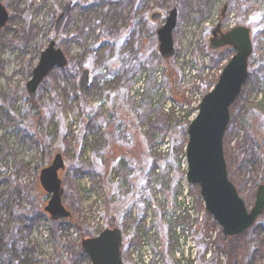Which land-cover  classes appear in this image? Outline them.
I'll return each instance as SVG.
<instances>
[{
    "label": "rangeland",
    "instance_id": "obj_1",
    "mask_svg": "<svg viewBox=\"0 0 264 264\" xmlns=\"http://www.w3.org/2000/svg\"><path fill=\"white\" fill-rule=\"evenodd\" d=\"M67 3L70 11L56 31ZM0 4L9 16L0 28V264H91L80 246L99 232L89 229L99 215L104 225L113 217L122 233V264H264V215L227 238L205 212L199 188L185 181L182 134L195 112L184 110L190 100L181 87L186 58L202 65L199 94L205 95L233 56L228 49H208L219 22L250 29L248 78L223 138L228 178L249 211L260 177L250 153L256 146L264 150V0ZM173 9L175 53L164 60L156 32ZM155 13L162 19L152 22ZM51 42L66 65L29 94L26 84ZM83 71L89 85L80 93ZM56 154L65 165L58 177L71 219L51 223L43 210L50 195L39 176ZM184 197L191 215L182 212Z\"/></svg>",
    "mask_w": 264,
    "mask_h": 264
},
{
    "label": "water",
    "instance_id": "obj_2",
    "mask_svg": "<svg viewBox=\"0 0 264 264\" xmlns=\"http://www.w3.org/2000/svg\"><path fill=\"white\" fill-rule=\"evenodd\" d=\"M69 11L70 3H67L57 18L56 31L62 27ZM224 11L225 9L222 12ZM8 18L0 4V28L5 26ZM160 19L159 13L151 16L152 22ZM176 19L177 11L173 9L156 32L158 52L164 60L174 54L172 33ZM216 37L217 29L211 34L209 49L216 52L227 45L233 49L234 55L224 67L213 90L202 99L197 116L187 127L184 157L187 164V183L199 188L205 212L219 225L223 235L229 238L245 233L264 215V184L257 187L254 204L248 211L228 178L223 152V138L230 121V109L238 101L248 78V60L252 54L250 30L238 26L222 34L218 40ZM65 65L64 54L51 42L41 53L38 64L32 71L31 79L26 84L27 92L34 93L55 67L61 68ZM88 85L89 72L83 71L78 83L79 92H86ZM64 168L61 155L56 154L51 165L43 169L39 176L42 189L50 195L43 210L49 215L51 223L70 217L62 205L63 189L58 177V172ZM114 222V218L109 217V223ZM121 245L120 232L104 227L95 238L84 240L82 249L91 264H122Z\"/></svg>",
    "mask_w": 264,
    "mask_h": 264
},
{
    "label": "built area",
    "instance_id": "obj_3",
    "mask_svg": "<svg viewBox=\"0 0 264 264\" xmlns=\"http://www.w3.org/2000/svg\"><path fill=\"white\" fill-rule=\"evenodd\" d=\"M235 26H236L235 22L229 21L223 25V29L228 30V29H231ZM184 66H185L184 77L182 78V81H181V87L183 90L182 93H183L185 98L190 100L189 106H185L184 110L188 109V111H190V107L193 110L195 109V111H194L195 113L193 114V117H194L196 114V109L198 107V104L200 103V101L203 97L202 94H199V88L201 87V80L199 78V74H200V69H202V65L199 67L198 66V59L196 61H194V59L192 57H189V58L185 59V65ZM203 68L205 69V72H208V70H209L208 62L204 63ZM219 74L217 75V78H218ZM156 82L158 83V85L161 83L160 74H158V77L156 76ZM188 82H190V84H188ZM214 83L211 85L210 89H212V87L214 86ZM143 88H144V86H143ZM143 88L141 89V93L143 91ZM170 108L166 109L165 112L169 113ZM177 116H179L178 118L181 119L182 114L181 115L178 114ZM193 117H191V119ZM182 205H183L182 206V212L185 215H186V213L191 215L193 211H192V207L190 205V201L187 197H184ZM99 217L101 219V216L99 215V216L95 217V220L93 222L90 223V227H89L90 230H93V231H97L98 229L100 230V227H102L103 222H102V219L101 220L99 219ZM148 228H149V226H148ZM181 232L187 233L186 231H181ZM150 233H153V231L150 230ZM187 248H191V250H192L193 246L189 245V247H187Z\"/></svg>",
    "mask_w": 264,
    "mask_h": 264
},
{
    "label": "trees",
    "instance_id": "obj_4",
    "mask_svg": "<svg viewBox=\"0 0 264 264\" xmlns=\"http://www.w3.org/2000/svg\"><path fill=\"white\" fill-rule=\"evenodd\" d=\"M229 51H231L232 53H233V51H232V49H228ZM259 63L260 64H263L264 63V60L263 59H261L260 61H259ZM131 90V89H130ZM143 92H144V90H143ZM141 93L140 95H139V97H140V100H141V98L142 97H144V93ZM141 102V101H140ZM173 114H172V111L170 110L169 111V113L166 115V117H170V119L171 118H173V116H172ZM167 118V119H168ZM242 123H243V125L245 126V127H247L248 129H249V127H250V125H248V121L247 120H243L242 119ZM184 130H183V134L182 135H184V136H186V129H187V125H185V127L183 128ZM260 148L261 147H255L254 149H252L251 150V153H250V156L252 157V156H254L255 158H256V160H255V158L254 159H251V161L252 160H254L255 161V164L257 163L258 164V166H260V174L258 175V176H260L259 178H258V181H257V185L259 186V185H261V184H264V160L262 159H260L259 158V155H264V150H260ZM247 155H249V154H246V153H244L243 154V159L244 158H246V156ZM259 159V160H258ZM250 161V162H251ZM67 220V219H66ZM69 220V219H68ZM53 226H55V225H53Z\"/></svg>",
    "mask_w": 264,
    "mask_h": 264
},
{
    "label": "flooded vegetation",
    "instance_id": "obj_5",
    "mask_svg": "<svg viewBox=\"0 0 264 264\" xmlns=\"http://www.w3.org/2000/svg\"><path fill=\"white\" fill-rule=\"evenodd\" d=\"M176 11H177V10H176ZM226 11H227V6H226ZM225 13H226V12H225ZM225 13L221 16L222 19L224 18ZM222 19H221V20H222ZM218 24H220V26H221V25H224V24H221V22H219ZM214 30H216L215 27L211 29V33H210V35L212 34V32H213ZM224 31H225V30L223 29L222 26L220 27V29L217 28V37H216L217 40L221 37L222 34H224V33H223ZM210 38H211V37H210ZM210 38L208 39V42H209ZM225 49H231V47H230V46H227V45H224L222 48H220V49H219L218 51H216L215 53H219V52H221L222 50H225ZM103 207H104V205H103ZM114 220H115V219H114ZM102 222H103V221H102ZM108 223H109V222H108ZM102 224H103V223H102ZM115 224H116V222H114V224H110V223L107 224V225H104V224H103V228H102V230H104V227H106V228L109 229V230H111V229H116V230H118V231L120 232V235H121V238H122V233H121V231L115 226ZM121 247H122V245H121ZM120 252H121V248H120Z\"/></svg>",
    "mask_w": 264,
    "mask_h": 264
}]
</instances>
